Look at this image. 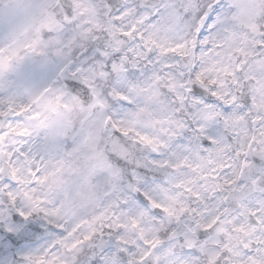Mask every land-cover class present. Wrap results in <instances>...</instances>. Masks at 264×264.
<instances>
[{"label": "snow or ice", "instance_id": "6c2138e0", "mask_svg": "<svg viewBox=\"0 0 264 264\" xmlns=\"http://www.w3.org/2000/svg\"><path fill=\"white\" fill-rule=\"evenodd\" d=\"M0 264H264V0H0Z\"/></svg>", "mask_w": 264, "mask_h": 264}]
</instances>
